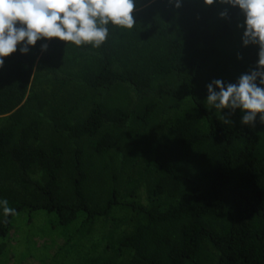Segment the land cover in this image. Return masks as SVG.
<instances>
[{"label": "trees", "instance_id": "obj_1", "mask_svg": "<svg viewBox=\"0 0 264 264\" xmlns=\"http://www.w3.org/2000/svg\"><path fill=\"white\" fill-rule=\"evenodd\" d=\"M133 15L99 48L42 39L4 58L0 200L16 214L0 207V261L12 219L45 211L106 229L89 264H264V123L206 101L257 65L243 14L135 0Z\"/></svg>", "mask_w": 264, "mask_h": 264}, {"label": "clouds", "instance_id": "obj_2", "mask_svg": "<svg viewBox=\"0 0 264 264\" xmlns=\"http://www.w3.org/2000/svg\"><path fill=\"white\" fill-rule=\"evenodd\" d=\"M215 2L204 0L206 5ZM218 2L239 8L244 16L243 24L238 25L244 28L242 43L258 45V62L236 83L225 85L222 80L209 83L207 104L217 110L240 109L244 113L241 120L244 125H253L257 114L264 123V0ZM175 7H181V0H175ZM134 10L135 0H0V67L4 58L15 53L21 43L19 50L25 54L37 41L53 38L76 47L91 44L99 48L108 37L109 24L127 30L135 26ZM220 15L226 16L227 11ZM47 46L45 43L41 47L46 50ZM0 207L6 217L16 214L6 199L0 200Z\"/></svg>", "mask_w": 264, "mask_h": 264}, {"label": "rangeland", "instance_id": "obj_3", "mask_svg": "<svg viewBox=\"0 0 264 264\" xmlns=\"http://www.w3.org/2000/svg\"><path fill=\"white\" fill-rule=\"evenodd\" d=\"M56 216L41 211L20 213L12 219V232L6 239L10 244L0 264H33L34 259H38V264H89V260L98 257L93 250L94 244L102 243L106 232L103 226L76 227V222L65 231L56 225Z\"/></svg>", "mask_w": 264, "mask_h": 264}]
</instances>
